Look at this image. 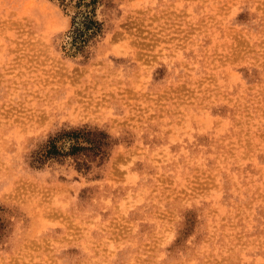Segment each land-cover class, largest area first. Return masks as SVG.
Instances as JSON below:
<instances>
[{
    "label": "rangeland",
    "instance_id": "rangeland-1",
    "mask_svg": "<svg viewBox=\"0 0 264 264\" xmlns=\"http://www.w3.org/2000/svg\"><path fill=\"white\" fill-rule=\"evenodd\" d=\"M0 264H264V0H0Z\"/></svg>",
    "mask_w": 264,
    "mask_h": 264
},
{
    "label": "trees",
    "instance_id": "trees-1",
    "mask_svg": "<svg viewBox=\"0 0 264 264\" xmlns=\"http://www.w3.org/2000/svg\"><path fill=\"white\" fill-rule=\"evenodd\" d=\"M85 20L84 30L78 31L75 36V39H78L80 44H83L90 36L95 35L100 30L99 23L92 17L87 16Z\"/></svg>",
    "mask_w": 264,
    "mask_h": 264
}]
</instances>
